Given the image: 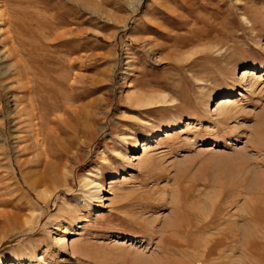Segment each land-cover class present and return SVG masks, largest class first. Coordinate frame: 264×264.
I'll return each instance as SVG.
<instances>
[{
    "label": "rangeland",
    "instance_id": "1",
    "mask_svg": "<svg viewBox=\"0 0 264 264\" xmlns=\"http://www.w3.org/2000/svg\"><path fill=\"white\" fill-rule=\"evenodd\" d=\"M0 11V264H264V0Z\"/></svg>",
    "mask_w": 264,
    "mask_h": 264
},
{
    "label": "bare ground",
    "instance_id": "2",
    "mask_svg": "<svg viewBox=\"0 0 264 264\" xmlns=\"http://www.w3.org/2000/svg\"><path fill=\"white\" fill-rule=\"evenodd\" d=\"M0 13H1V11H0ZM13 38L15 39L16 42L18 41V39L15 38L14 36H13ZM13 55H15V62L16 63L14 64V70L17 71V73H18L17 80L19 83V88L22 90V92H23L22 97L25 96L24 100H25V104H27L22 108V110L25 111V109L27 107H29V111L26 110L27 111L26 113L30 116V118L38 119V121L35 123V125H38L41 128L45 127V126L47 127V130H46V128L44 130H40V131H39V128L36 129L37 135L40 134L42 136L41 137L42 138V144L45 145V143H47V141H48L49 136L54 133L53 127L51 125L56 124L58 121L56 116H55L56 113L53 112L55 109L53 111L51 110V111H48L46 113L47 107L45 106L46 105L45 99L42 96V87L37 82V80L34 79L36 77H35V75H33V71H31V68H28L27 62H24L23 56H25V55L22 53V49H19L18 47H14L13 48ZM74 79H75V77H74ZM228 102H229L228 99H226L224 97L219 98L216 107L219 109H222L220 111L223 113V111H224L223 109H224V107L228 106ZM48 114L52 115V117L50 119L48 118ZM47 125H49V126H47ZM86 185L91 186L92 188H97L98 192L94 196L96 198L100 199L101 186L93 183V181H91V180L87 181ZM43 193L44 192L42 191L41 194H43ZM173 229L175 230L174 226H173ZM186 229H188V226L187 227L185 226L184 230L181 228V230H183L184 233L186 232Z\"/></svg>",
    "mask_w": 264,
    "mask_h": 264
}]
</instances>
